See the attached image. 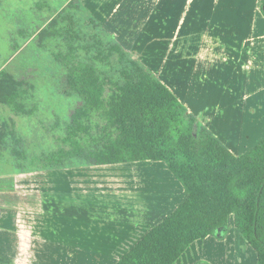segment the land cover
<instances>
[{"label": "crops", "instance_id": "obj_1", "mask_svg": "<svg viewBox=\"0 0 264 264\" xmlns=\"http://www.w3.org/2000/svg\"><path fill=\"white\" fill-rule=\"evenodd\" d=\"M157 1L165 32L169 5L175 6L177 22L175 45L160 50L170 55L159 66L158 79L234 155L250 151L264 136V0L79 3L89 19L112 24L111 37L125 51L140 52L148 32H123V26L138 29L132 22L143 21ZM45 27L33 32L16 54ZM10 61L2 63L0 72ZM14 78L30 90L29 82ZM82 143L93 150L94 142ZM2 154L0 264H116L186 198L162 161L126 157L94 164L86 159L19 171ZM176 264H257V255L231 218L223 236L197 241Z\"/></svg>", "mask_w": 264, "mask_h": 264}, {"label": "trees", "instance_id": "obj_2", "mask_svg": "<svg viewBox=\"0 0 264 264\" xmlns=\"http://www.w3.org/2000/svg\"><path fill=\"white\" fill-rule=\"evenodd\" d=\"M63 20L69 23L68 29L57 30V16L42 36L68 31L76 42L80 36L74 32V18L66 15ZM68 50L53 54L67 69L62 93L78 95L82 103L72 113L65 138L71 148L42 154L41 168L64 167L72 157L94 164L126 157L151 159L165 162L186 194L183 203L116 264H176L197 241L223 236L231 218L255 251L257 264H264V136L253 149L236 156L121 45L111 44L96 56L101 62L118 60L122 65L119 80L82 61L76 46ZM27 92V84L16 81L7 70L0 72L1 104L31 115L23 100ZM10 122L11 132L8 122L0 125V155L6 138H16L15 122ZM83 140L94 142L93 150Z\"/></svg>", "mask_w": 264, "mask_h": 264}, {"label": "rangeland", "instance_id": "obj_3", "mask_svg": "<svg viewBox=\"0 0 264 264\" xmlns=\"http://www.w3.org/2000/svg\"><path fill=\"white\" fill-rule=\"evenodd\" d=\"M79 1L71 0L68 3L65 0H0V66L11 60L6 69L31 84L28 90L30 93L24 99V103L25 107L32 111V116L18 114L10 106L0 103V125L5 120L8 122L7 131L11 132L10 120H13L16 131V138L11 136L6 138L4 153L10 162L15 161L14 167L19 171H31L44 166L40 158L42 154L71 148L69 143L65 142V138L71 125L72 113L81 105L82 98L62 93L67 69L56 61L54 53H68L70 45L76 46L80 49L82 61L104 71L115 80L120 79L122 65L116 58L110 62H101L96 58L99 50L117 44V39L111 37L110 32H115L112 24H99L86 17L81 12ZM105 1L113 4V0ZM174 8L175 6H168L170 15L167 20V32L161 27V25L166 27V22L159 19L158 1L151 6L150 13L149 11L145 13L146 18L143 21L132 22L139 27L138 29L128 30L126 24L123 26V32H148L146 43L140 45V52L138 50L125 52L157 77L160 74L159 66L161 64L165 66V59L170 55L160 53V50L165 45L170 47L175 45L177 22L174 14L172 15ZM111 9L109 6L106 11ZM56 15L60 23L57 30L68 29L69 23L63 20L64 16L71 15L74 18V32L80 36L76 42L70 40L68 31H57L54 37L42 42L45 36H42L41 32L23 52L16 54L18 48L27 45L32 39L33 32H39L45 26L44 29L48 28ZM122 18H125L124 15ZM122 40L127 42L126 38ZM98 121L99 124H103ZM18 152L21 155H18ZM83 161L86 159L72 157L66 163L73 165Z\"/></svg>", "mask_w": 264, "mask_h": 264}, {"label": "water", "instance_id": "obj_4", "mask_svg": "<svg viewBox=\"0 0 264 264\" xmlns=\"http://www.w3.org/2000/svg\"><path fill=\"white\" fill-rule=\"evenodd\" d=\"M264 9V8H263Z\"/></svg>", "mask_w": 264, "mask_h": 264}]
</instances>
